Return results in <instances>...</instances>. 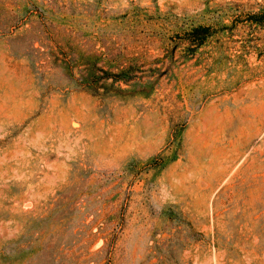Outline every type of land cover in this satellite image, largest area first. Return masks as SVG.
I'll use <instances>...</instances> for the list:
<instances>
[{
    "label": "rangeland",
    "instance_id": "obj_1",
    "mask_svg": "<svg viewBox=\"0 0 264 264\" xmlns=\"http://www.w3.org/2000/svg\"><path fill=\"white\" fill-rule=\"evenodd\" d=\"M0 264H264V0H0Z\"/></svg>",
    "mask_w": 264,
    "mask_h": 264
}]
</instances>
